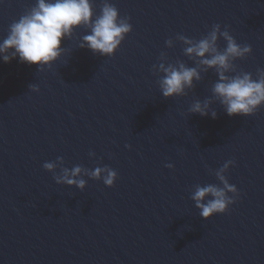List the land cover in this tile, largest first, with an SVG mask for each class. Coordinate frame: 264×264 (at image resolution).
<instances>
[{
	"label": "water",
	"instance_id": "1",
	"mask_svg": "<svg viewBox=\"0 0 264 264\" xmlns=\"http://www.w3.org/2000/svg\"><path fill=\"white\" fill-rule=\"evenodd\" d=\"M36 3L0 0V43ZM90 3L131 26L113 53L81 47V25L50 64L0 59V264H264V103L229 116L211 55L186 52L216 31L223 53L226 32L250 51L224 75L264 78V0ZM180 65L199 78L165 97ZM209 185L232 203L205 219L193 195Z\"/></svg>",
	"mask_w": 264,
	"mask_h": 264
},
{
	"label": "clouds",
	"instance_id": "2",
	"mask_svg": "<svg viewBox=\"0 0 264 264\" xmlns=\"http://www.w3.org/2000/svg\"><path fill=\"white\" fill-rule=\"evenodd\" d=\"M92 7L90 0H37L36 6L31 11L20 16L9 28L7 37L0 43V59L5 63L16 57L22 63L29 65H45L55 61L62 52V41L69 36L74 28L81 25H90L91 34L83 37L85 45L93 52L101 54H111L120 44L124 34L130 31L131 26L124 21L118 20V11L114 6L106 4L102 9V14L92 19ZM228 41L223 53L217 51L215 42L217 40L216 31L210 34L207 39L201 40L198 44L186 49L188 54H195L198 57H205L210 54L211 58L202 59V63L209 67H217L219 72V82L213 88L214 94L220 98L229 116L249 115L255 108L264 103V78L253 80L249 74L236 77H227L224 71L229 68L230 57H240L249 52V47L241 49L226 32L223 33ZM11 51V55L7 53ZM167 73L161 81L162 93L165 97L181 94L184 87L191 86L193 78H199L194 68H186L180 65L179 69H164ZM197 102L191 109L200 115H207L205 108ZM215 118L216 113H212ZM46 168L52 169L53 164H46ZM81 169L76 167L71 175L75 176ZM101 170L97 169L93 175L99 176ZM219 179L228 188L227 181L217 173ZM116 173L109 171L105 177V184L113 185ZM64 181L69 184H76L83 188V180L68 178L65 170ZM59 182V181H58ZM229 190L235 191L234 188ZM213 197L203 203L207 196ZM196 206L201 209L200 215L208 219L214 213H224L228 210V205L232 203L226 197L225 190L214 185L198 187L193 195Z\"/></svg>",
	"mask_w": 264,
	"mask_h": 264
}]
</instances>
